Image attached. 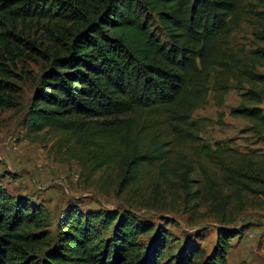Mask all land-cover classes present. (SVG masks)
<instances>
[{
    "label": "trees",
    "instance_id": "obj_1",
    "mask_svg": "<svg viewBox=\"0 0 264 264\" xmlns=\"http://www.w3.org/2000/svg\"><path fill=\"white\" fill-rule=\"evenodd\" d=\"M34 27L52 49L20 38ZM23 46L45 57L26 114L28 133L54 129L156 144L127 150L117 193L136 181L142 165L161 158L167 139L197 148L219 179L202 187L179 174L185 199L217 200L230 189L227 196L242 209L264 206V152L203 142L193 120L210 92L219 110L234 89L239 101L229 114L247 121L243 133L264 142V0H0V109L15 106L11 67ZM142 112L148 120L133 130ZM217 116L222 120L224 112ZM225 215L218 216L209 253L186 243L164 261L170 233L162 224L128 211L68 207L51 230L44 207L0 185V264H228L229 241L246 226L236 228L237 219ZM154 228L147 242L140 239Z\"/></svg>",
    "mask_w": 264,
    "mask_h": 264
},
{
    "label": "rangeland",
    "instance_id": "obj_2",
    "mask_svg": "<svg viewBox=\"0 0 264 264\" xmlns=\"http://www.w3.org/2000/svg\"><path fill=\"white\" fill-rule=\"evenodd\" d=\"M20 38L39 50L53 48V42L40 28H28ZM23 50L16 67H11L17 90L15 106L0 109V185L8 194L44 207L51 230L68 207L82 213L128 211L156 227L162 224L170 233L164 261L170 260L186 243H196L209 253L215 244L218 216L224 213L226 218L237 219L236 228L246 226L240 236L229 241L228 264H264V206L245 205L242 209L241 201L227 196L230 189H224L217 200L198 198L197 194L196 198L188 194L185 199L179 187V174L200 180L198 185L202 187L208 181H219L214 167L193 145H177L165 139L158 152L161 158L142 165L136 181L117 193L119 162L127 150L143 144L151 150L156 144L149 147L147 141H138L133 136L129 143L120 137L107 142L97 136L54 129L28 133L26 114L45 57L33 55L24 46ZM211 97L212 92L207 105L193 113L202 141L211 144L220 141L242 151L254 148L264 152L263 141L258 142L250 132H242L247 121L229 114V108L239 101L236 91L230 90L219 110ZM220 110L224 112L222 120L217 116ZM147 120L144 112L135 115L133 130L141 128ZM232 205L238 207V213L230 212ZM154 233L155 228L140 239L147 242Z\"/></svg>",
    "mask_w": 264,
    "mask_h": 264
}]
</instances>
